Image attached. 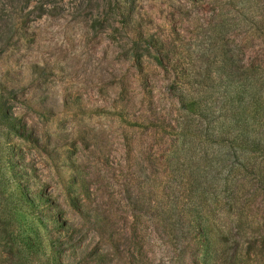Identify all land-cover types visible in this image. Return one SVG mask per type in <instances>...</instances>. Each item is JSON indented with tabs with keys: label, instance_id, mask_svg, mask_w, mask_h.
<instances>
[{
	"label": "rangeland",
	"instance_id": "rangeland-1",
	"mask_svg": "<svg viewBox=\"0 0 264 264\" xmlns=\"http://www.w3.org/2000/svg\"><path fill=\"white\" fill-rule=\"evenodd\" d=\"M255 104L264 0H0V264H174L161 214L199 204L206 177L253 179L250 156L207 138ZM213 192L225 231L206 264L260 260L264 191L248 223Z\"/></svg>",
	"mask_w": 264,
	"mask_h": 264
},
{
	"label": "trees",
	"instance_id": "trees-1",
	"mask_svg": "<svg viewBox=\"0 0 264 264\" xmlns=\"http://www.w3.org/2000/svg\"><path fill=\"white\" fill-rule=\"evenodd\" d=\"M256 32L257 29L254 33H251L250 40L255 36ZM151 45L159 51L165 48L163 47L164 40L161 38H152ZM180 98L184 105L190 101L189 97L183 94L180 95ZM254 106V110L250 109V114L252 115L250 126L245 127L244 124H240V118L237 116V118L231 120V122H236L233 127H222L223 129L220 130L217 137L207 138V141L220 142L221 144L233 147L236 146L237 150H239V155H245L247 159L250 156L253 160V179H250L246 165L240 167L236 173L235 170L232 171L231 179L222 177L219 180L216 175L214 183L213 180L209 181V177H206L201 183L206 186V189L190 193L192 201L194 199L198 200L199 204L194 205L195 208L192 207L193 204H190L182 206L178 210L168 211V214L167 212L161 214L163 216L161 223H164L165 228L172 235L171 242L176 250L177 256L174 264H190L188 263V259H191L192 264H206L209 250L213 246L211 245L213 235L224 233L225 227L222 224H214L209 221L213 210L210 208V205L208 206L207 201L213 195L214 188L216 190L217 187L222 186L223 190L230 193L233 192L235 202L240 205V210L244 213V222H249V211L255 208L254 202L264 191V114L259 113L257 104ZM200 115L203 117L212 116V114L204 113H200ZM198 160L199 162L202 160L201 162L206 168L207 176H214L211 174L215 173L214 169L218 170L220 166V159L211 155L207 150L206 152L203 151L202 158ZM249 192L250 198L246 197ZM193 196H195L194 199ZM205 201L206 203H204ZM211 259L215 261V264H224L223 257L219 258L216 256L214 258L211 257ZM250 264H264V257L262 256L257 261L250 257Z\"/></svg>",
	"mask_w": 264,
	"mask_h": 264
}]
</instances>
